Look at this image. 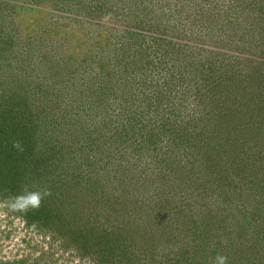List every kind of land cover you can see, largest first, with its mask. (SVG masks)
<instances>
[{
	"label": "rangeland",
	"instance_id": "1",
	"mask_svg": "<svg viewBox=\"0 0 264 264\" xmlns=\"http://www.w3.org/2000/svg\"><path fill=\"white\" fill-rule=\"evenodd\" d=\"M79 216L101 259L57 235ZM217 254L264 264V0H0V264Z\"/></svg>",
	"mask_w": 264,
	"mask_h": 264
},
{
	"label": "trees",
	"instance_id": "2",
	"mask_svg": "<svg viewBox=\"0 0 264 264\" xmlns=\"http://www.w3.org/2000/svg\"><path fill=\"white\" fill-rule=\"evenodd\" d=\"M238 99H240V98H238ZM243 103H245V102L240 101L238 104H243ZM254 103H256V102H254ZM10 128H11V126L8 127V129H10ZM3 129L5 130V126L3 127ZM1 131L3 132V130H1ZM83 155H84V153H83ZM54 158H55L54 156H51L48 159L47 158H43V163L46 162L47 164H52L53 161H54ZM82 160H81V157L78 158V157H76V156H74L72 154V156L69 158L68 161H70V164L74 166L73 167L74 170L69 171V172L66 171L67 172V175L66 176H68L67 178L69 180V183H70V185H71V182L73 183V188L76 190L77 193L82 190V187L83 186L80 185V183H78L79 186H80V187H78V184L75 182L77 179L75 180V178L81 177L80 178V182H81V179H84V174H86L85 167H82V165H83V163H81ZM76 170H78V171H76ZM224 176H226V175H224ZM226 179H228V177H226ZM85 180H86V182L88 184L89 183H91V184H97V179L90 180V178H88V179L85 178ZM78 199H80V198H78ZM92 210H94V209L92 208ZM29 211L31 213H33V214H32L31 217L26 216L28 218V222H30V223H39L41 226L43 225V227H47V228H49L53 232L55 231V227H54L53 223H51L49 221L51 219V217L49 215H47L46 212L43 213L42 212V209H40V210H37V213H35V216H34V212L32 210H29ZM84 220L85 219H83V218H81V216H79L76 219H74V221H66L68 224L70 223L69 226H68L69 229L68 228H65V225L63 224L62 227H61V228H63L62 230H60V228L57 229V235H59V236L69 235L70 233H73L74 232V234L69 237V238H71V244H68V246L72 245L74 248H77V250H79V252H82L83 254H85V253L86 254H90V255L100 254V259H101L102 254H104L105 251H106V248H107L106 245H107V243L104 242V244H103V242L100 241V240L96 241L97 238H100V237L98 235H96V234H98L97 232H94V236H95L94 237V240H95V242H94V249L89 250V242H88V238L87 237L93 235V232L92 231L93 230H96V227L87 226L86 224H84V222H85ZM77 222H80V225L76 226L77 225ZM68 230H70V232H68ZM71 230H73V232H71ZM53 232H51V233H53ZM115 245L116 244L111 243V247H112L111 249H114L115 250L116 249L115 247H117ZM202 246H204V245H202ZM114 253H115V251L112 252L111 255L112 254L114 255ZM197 262H198V264H200L199 261H197Z\"/></svg>",
	"mask_w": 264,
	"mask_h": 264
},
{
	"label": "clouds",
	"instance_id": "3",
	"mask_svg": "<svg viewBox=\"0 0 264 264\" xmlns=\"http://www.w3.org/2000/svg\"><path fill=\"white\" fill-rule=\"evenodd\" d=\"M13 147L21 151L23 150L22 144L18 140L13 142ZM50 194V190L47 189L43 191L25 189L22 193L9 197L4 207L10 212L26 213L29 209L39 208L42 200ZM213 264H228V257L226 255L217 254Z\"/></svg>",
	"mask_w": 264,
	"mask_h": 264
}]
</instances>
